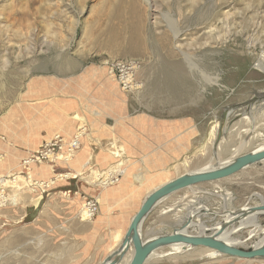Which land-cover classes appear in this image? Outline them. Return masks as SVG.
<instances>
[{"label": "rangeland", "instance_id": "374dc122", "mask_svg": "<svg viewBox=\"0 0 264 264\" xmlns=\"http://www.w3.org/2000/svg\"><path fill=\"white\" fill-rule=\"evenodd\" d=\"M121 62L136 67L134 91L124 92L119 78L116 81L111 74L112 67ZM173 65L180 67L183 77V84L176 91L162 74L166 66ZM263 67L264 0H0V177L8 175L7 179L12 180L11 176L20 171L27 179L30 168H22L23 163L31 155L38 156L35 153L40 147L56 136L67 138L66 142L73 141L80 126L84 127L81 131L87 130L81 141L89 136L86 108L88 117L97 119L152 112L171 117L177 109L185 117H193L195 125L191 120L189 128L194 136L181 138L182 158L168 165V174L160 179L163 184L211 162L213 140L220 123L226 119L227 132L216 149L221 162L249 153L264 144ZM126 71L129 70L125 68L123 72ZM116 73L120 77L119 71ZM255 97L257 102L247 107ZM59 109L67 118L72 117L75 130L66 128L64 132H56L51 139L31 148H35L33 151L28 150L16 173L4 174L5 165L12 162L7 161L9 152L4 149L5 144L15 145V136L33 131L30 126L33 120L41 118L44 112ZM77 109L82 114H75ZM8 137L11 142L6 140ZM115 138L116 135L105 156L111 165L98 172L102 174L117 166L113 156L117 144L124 161L121 181L128 176L130 160ZM78 143L74 161L82 144ZM15 147L24 150L20 145ZM54 151L56 148L52 146L45 152ZM162 157L172 158L170 153ZM46 161L44 155L42 164L38 165L52 169L53 181L55 175L76 173L84 176L83 182L90 183L92 167L86 177L82 164L80 171L69 172L64 167L65 170L57 173L60 166L68 164L56 161L59 166L56 168L45 164ZM35 169L32 167V172ZM34 181L41 179L34 177ZM120 181L106 186L98 182L91 184L107 189ZM158 187L153 186L147 195ZM27 189L22 185V189L4 190V206H0V264H69L65 251L61 250L64 247L47 235L34 232L31 222L19 218L16 223L6 225L1 212L10 210V206L22 205L27 209L33 205L31 200L37 196V190L28 193ZM93 200L99 206L102 204V200ZM262 201L264 163H259L228 179L172 195L147 217L142 235L147 240L186 230L188 222H192L187 229L189 235H211L225 222L243 219V212L236 218L240 216L239 210L262 205ZM257 222L264 228V215ZM233 225L236 222L232 228ZM231 226L225 231H230ZM250 226L231 235L240 241V249L250 250L260 239L257 235L250 237V231L255 229ZM115 247L116 244L104 257ZM204 249L169 259L167 256L159 262H154V258L148 264H204L205 260L197 257ZM168 252H171L169 247L160 253L169 255ZM106 259L89 262L101 264ZM257 261L264 264V260Z\"/></svg>", "mask_w": 264, "mask_h": 264}, {"label": "crops", "instance_id": "0c3cea01", "mask_svg": "<svg viewBox=\"0 0 264 264\" xmlns=\"http://www.w3.org/2000/svg\"><path fill=\"white\" fill-rule=\"evenodd\" d=\"M78 112L81 111L77 109L75 114ZM182 112L177 109L171 117L152 112L140 115L127 113L122 117L104 118L103 116L97 119L96 116L88 117L89 110L86 108L85 123L90 132L89 137L81 141V148L77 152L79 171L82 164L83 173L88 177L91 167L97 171L108 168L111 161L105 156L109 154V143L116 135L118 146L125 151L130 160L127 169L128 176L118 185L107 189L82 180L58 183L56 188H51L48 194L46 193L38 217L30 223L34 232L47 235L54 243L63 246L61 250L65 251V257L69 259L68 261L65 259L66 263L93 264L89 261L99 258L106 259L108 255L104 257L105 254L111 252L114 244H121L131 218L139 211L147 194L154 189L152 187L163 184V182L160 183V179L168 174V165L182 158L180 154L183 152L179 150L182 148V139L188 135L190 138L194 136L191 135L194 131L189 128L191 120V123L195 125L194 118L185 117ZM35 117L36 115H33L34 119ZM36 119L33 120V125H30L33 131L15 136L16 143L14 144L22 146L24 150L17 149L11 142V137L6 138L11 145L5 144L4 149L9 152L7 161L10 159L12 162L5 165L7 168L2 170L4 174L16 173L19 164L28 154V150L39 146L44 140L54 136L56 132H64L66 128L75 130L74 122L70 121L72 117L67 118L61 109L52 110L47 114L44 112L41 118ZM169 153L172 156L171 159L162 157ZM174 156L175 159H173ZM37 165L35 164L33 168L35 169ZM57 165L56 163L54 167L58 168ZM64 167L69 172L78 170L75 167L60 166L56 172L58 173L60 169L65 170ZM44 176L39 174L38 178L45 180L46 176ZM52 177V173L49 172V178ZM88 199L102 200V204L99 206L96 217L92 221L85 222L80 219L79 213L84 200ZM9 209L4 214L1 212L6 225L16 223L19 218L26 220L28 213L24 210L27 211L29 208L24 209L21 205L20 208L10 206ZM260 262L263 261L244 260L241 263V261L229 260L223 263L221 261V264H257Z\"/></svg>", "mask_w": 264, "mask_h": 264}, {"label": "bare ground", "instance_id": "6f19581e", "mask_svg": "<svg viewBox=\"0 0 264 264\" xmlns=\"http://www.w3.org/2000/svg\"><path fill=\"white\" fill-rule=\"evenodd\" d=\"M175 35L177 36L178 35V32L176 33L175 32ZM178 38V37H177ZM166 44V43H165ZM170 50V48H169ZM172 52V51H171ZM170 52V55L173 53ZM175 55V54H174ZM185 55V54H184ZM172 56V55H171ZM168 57V56H167ZM169 58V57H168ZM173 58V57H172ZM171 59V58H170ZM130 70V69H128ZM263 70H264V67H263ZM163 75L165 76L166 78V81L168 83V85L173 88V90L176 91L177 88H179V86H181L183 84V77L181 76V73H180V67L179 66H166V68H164V70L162 71ZM131 73V72H130ZM130 73H126L127 77L130 79ZM162 78V77H161ZM163 81V80H162ZM164 84V82H163ZM118 85H119V82H118ZM125 85H129V80L127 82H125ZM165 85V84H164ZM163 86V85H162ZM135 87V84H132L131 87H130V90H133ZM129 88V87H128ZM149 90V89H148ZM153 90V89H152ZM134 91V90H133ZM150 91V90H149ZM164 91V89H163ZM171 91V90H170ZM165 92V91H164ZM163 92V93H164ZM167 92V91H166ZM162 93V92H160ZM159 93V94H160ZM173 93V92H172ZM153 95V94H152ZM175 95V94H174ZM170 96V95H169ZM173 96V95H172ZM165 97V96H164ZM178 97V96H177ZM157 98V96H156ZM155 98V99H156ZM170 98V97H169ZM256 98V97H255ZM168 99V98H167ZM166 99V100H167ZM172 100H174L172 97L170 98ZM176 101V100H175ZM179 101V100H178ZM254 105V104H253ZM252 105V106H253ZM247 107H251V106H247ZM248 108V110H249ZM256 109V107H255ZM250 111V110H249ZM245 112V111H244ZM231 114V113H230ZM229 114V115H230ZM240 114V112H239ZM237 115V114H236ZM235 117V116H234ZM227 120V119H226ZM253 122V121H252ZM79 124V123H78ZM225 124L226 122H224V125H223V130H225ZM84 125V124H82ZM85 126V125H84ZM220 126H221V123H220ZM84 127L83 126H80L78 127L77 131L75 132L76 133V136L77 138L74 139L73 141H69L67 143H71V144H76V142L78 143L81 142V138L83 137V133L85 134L87 132V130H84V131H81ZM254 128V127H253ZM252 129V128H251ZM81 131V132H80ZM227 132V130H226ZM248 132V131H247ZM254 132V131H253ZM51 137V136H50ZM60 137V136H59ZM89 137V136H87ZM57 138V136H56ZM62 138V137H61ZM223 138V136H222ZM233 138V137H232ZM51 139V138H50ZM65 141H67V138L63 139ZM215 140H216V137L214 138L213 142L215 143ZM255 140V139H254ZM50 141H47V144H49ZM221 143V141H220ZM219 143V144H220ZM218 144V145H219ZM245 145V143H243ZM217 145V147H218ZM44 146H47V145H44ZM114 147L116 148V151L113 153V156H114V159H116V162H117V166L114 167L113 169H119L123 166L124 164V161H123V156H122V153L120 152L121 150L118 149L117 147V144H114ZM264 148V144L263 146L257 148V149H263ZM217 149V148H216ZM38 150V149H37ZM40 150V149H39ZM38 150V151H39ZM76 150V148L74 149H70L69 151H65L63 153H59L57 154V159L56 160H50L48 162H46L45 164L47 165H52L54 166L56 164V161L59 162V163H65V164H68V166H71V168L73 167H79L78 165V162H77V159L74 161V151ZM224 151V150H223ZM240 151V150H239ZM213 153H214V156L211 160L210 163H208L206 166H204L203 168L201 169H198V170H195V171H192V172H188L187 174H190V173H196V172H201V171H204V170H208L210 168V166H215L217 165L218 163H222L224 164L225 162L227 161H230L233 157H231L230 159H228L227 161H224V162H221L220 158H219V155L217 153V150H215L214 148V144H213ZM235 156V155H234ZM30 157V156H29ZM52 158V157H51ZM76 158V157H75ZM31 158H28L24 163H23V166L22 168L24 169H28V167L30 168L28 174L26 175L28 178L26 179L24 176H22L21 172L19 171L18 174H15L13 176H11L12 180H9L7 179L8 175L6 176H2L0 177V206H4V204H2L3 201H5V197H4V190L10 188V189H17V188H20L22 189V185L24 187L27 186L29 187L28 190V193H34V190H37V196H34L33 198L35 197H39L38 199L34 200L32 199V203L33 205L29 208L33 209L31 215H33L37 210H39V206L42 204L41 201L43 200L42 197L45 196L46 193L49 192V190L51 188L54 189V187L56 188L57 187V184L60 183V182H65V181H69V180H74V181H77L76 179L77 178H81V180L85 179L84 176H78L76 173H69V174H59V175H55V180L53 181L52 178H49V172L50 174L52 173V176H53V172H52V169H50L49 167H45L43 168L41 166L38 165V167H40V169H38V167H35L37 169V171L34 173L32 172V167L37 164L36 162H32L30 161ZM42 164V163H40ZM219 166V165H218ZM216 167V166H215ZM215 167H212V168H215ZM35 169V170H36ZM45 169V170H44ZM49 169V170H48ZM112 169V170H113ZM21 170V169H20ZM34 170V171H35ZM79 170V169H78ZM92 170V169H91ZM90 170V171H91ZM108 171V172H105V173H100L96 170H92L91 172V175L89 177L90 179V183H96L98 182L100 186H106L108 184H111L112 182V179L113 178H116L117 181L119 182L120 181V177H122V172H123V168H121L119 171ZM58 171V170H57ZM60 171V170H59ZM34 174V175H33ZM39 174L40 175H45L46 178H44L45 180L41 179V181L39 182H35L34 181V177H39ZM44 176V177H45ZM42 178V177H41ZM179 178V177H178ZM174 180V179H173ZM172 181V180H171ZM169 181V182H171ZM167 182V183H169ZM165 183V184H167ZM163 184V185H165ZM162 186V185H161ZM160 186V187H161ZM159 188V187H158ZM157 188V189H158ZM156 190V189H155ZM153 190V191H155ZM186 190V189H185ZM152 191V192H153ZM177 194V193H176ZM6 195V194H5ZM44 195V196H43ZM66 195L68 196V194L66 193ZM50 196V195H49ZM53 196V195H52ZM148 196V195H147ZM146 196V197H147ZM145 197V199H146ZM48 198V197H47ZM50 198V197H49ZM34 200V201H33ZM145 201V200H144ZM143 201V202H144ZM8 204V203H7ZM262 204H264V201H262ZM261 206V205H259ZM28 207V206H27ZM249 208H252V207H247L246 210H243V214H247L243 219L242 218H239V216H236V218L238 217L239 219L237 220L238 222H236V225H233V228H232V224L236 221L234 220L233 222H225L226 225H221V227H219L215 233H212L211 235L212 236H215L217 238V240H221L223 242H225V244L227 245H230V246H234L235 248H240L238 243L240 242L239 240H236V239H233V237L231 236L233 233L235 232H238V230H241L242 228H249L251 227L250 225H252L255 229H253L252 231H250V237L253 236V235H257L260 239V241H258L257 243L261 242L263 244L264 242V228L261 227V225L258 224L257 222V219L260 215H264V212H258V213H248L249 212ZM28 209V208H27ZM29 210V209H28ZM41 210V209H40ZM40 210L39 212L37 213L35 219L38 217L39 213H40ZM167 211V210H166ZM171 211V210H170ZM27 212V211H26ZM180 212V211H179ZM242 214V215H243ZM80 215V218L82 219V221H92L93 218L91 219H88L87 215L84 213H82V211L79 213ZM134 218V216H133ZM133 218H131L130 222H129V225H128V229L131 225V222L133 220ZM34 220V219H33ZM145 223V222H144ZM237 223L239 224L237 226ZM144 225V224H143ZM231 226V229L230 231H225L228 227ZM143 228V227H142ZM199 230H202V228H198ZM128 231V230H127ZM127 233V232H126ZM173 232H171L170 234H172ZM141 234H142V230H141ZM199 235H201L200 233H198ZM197 234V235H198ZM126 235V234H125ZM125 235L121 241V244L123 243L124 241V238H125ZM193 235V234H192ZM143 236V235H142ZM203 236H206V235H203ZM144 238V237H143ZM121 244L117 245L116 244V247H115V250L107 257V259L105 261H103L101 264H107L108 262L110 261H114V260H117L118 257H120V254H119V249L121 247ZM255 245V244H254ZM202 249L203 247H198V248H191L189 246H184V245H175V246H171L169 247V249L171 250V252H168L169 255H164L163 253H160V252H163V250L165 249H161L157 252H155L151 259H154L155 258V261H159V260H162V259H165L167 258L168 256V259L169 258H173V257H179L180 255L181 256H184V255H189V254H192L193 252L197 251V249ZM205 251L201 254H199L197 257L198 259L201 261H204L206 263H215V262H220L222 261V263L224 262V260L222 258L224 257H229V258H233V257H230V256H227V255H224V254H221V253H218L214 250H211V249H207L205 248L204 249ZM203 251V250H202ZM126 253L122 256V259L116 263V264H130L131 261H132V258H133V254H134V248L130 247L128 249V251H125ZM197 253V252H196ZM194 254V253H193ZM234 259H238L237 262H242L244 260L242 259H239V258H234ZM149 261L146 263L148 264Z\"/></svg>", "mask_w": 264, "mask_h": 264}, {"label": "water", "instance_id": "95a60500", "mask_svg": "<svg viewBox=\"0 0 264 264\" xmlns=\"http://www.w3.org/2000/svg\"><path fill=\"white\" fill-rule=\"evenodd\" d=\"M257 100L258 98H253L247 103V105L252 106ZM226 121L227 120L222 121L221 126L218 129L214 143L215 150L220 143L222 136L226 134V130H223V125ZM259 163H264V148L255 149L244 155H235L230 161H227L224 164L218 163L215 165L216 167L212 165L208 170L182 175L151 192L146 197L141 208L131 222L124 241L119 249L120 257L107 264L118 263L126 253L125 251H128L130 247L134 248L133 258L130 264H146L155 252L175 245H184L191 248L203 247L242 260H264V242L263 244L261 242L256 243L250 250L235 248L234 246L225 244V242L221 240H217V238L212 235H189L187 229L192 226V222H188L187 226L189 227H187L186 230L184 228L175 230L172 234L157 236L147 240H145L141 234L143 224L147 217L159 204L172 195L185 189H191L200 184L228 179ZM42 205L43 202L39 206V210ZM39 210L31 215L33 209L29 208V210H27L28 216L26 222H32ZM238 212L240 213V216H236L241 217V213L244 211L239 210ZM258 212H264V204L249 208L248 213ZM246 215L247 214L244 213L242 217H245ZM235 222L238 221L236 220Z\"/></svg>", "mask_w": 264, "mask_h": 264}, {"label": "built area", "instance_id": "2783aa9c", "mask_svg": "<svg viewBox=\"0 0 264 264\" xmlns=\"http://www.w3.org/2000/svg\"><path fill=\"white\" fill-rule=\"evenodd\" d=\"M131 67V70L123 72V70L129 69ZM136 67L135 65L129 64V63H118L116 65H114L111 69V74L113 75V77L115 78V80L120 81L121 85L120 86H124L123 91L124 92H129L130 91V87L132 84H134V73H135ZM117 71H119L120 73V77L117 76ZM127 72H131L130 73V79L127 77V75H125ZM129 80V85H125V82H127ZM136 84V82H135ZM129 87V88H128ZM129 89V90H128ZM52 146L54 148H56V151H54V153H47L45 152L48 148L51 149ZM79 147V143L76 142V144H69L67 143L65 140L61 139L60 137L55 138L54 140H52V142H50L47 146L42 145L40 147V151H37L35 154L38 156H32L31 155V161L32 162H36L37 164L42 163L44 160V155L46 156V162L50 161V160H56L57 159V154L58 153H62V152H67L70 149H74V148H78ZM52 157V158H51ZM29 172V171H28ZM117 181L116 178L112 179V182ZM111 185V184H110ZM84 211V213L87 215L88 219L91 218H95L98 211H99V203L95 200H87L84 205L82 206V209L80 210V212Z\"/></svg>", "mask_w": 264, "mask_h": 264}]
</instances>
